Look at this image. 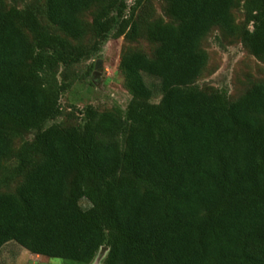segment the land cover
<instances>
[{"label":"trees","instance_id":"obj_1","mask_svg":"<svg viewBox=\"0 0 264 264\" xmlns=\"http://www.w3.org/2000/svg\"><path fill=\"white\" fill-rule=\"evenodd\" d=\"M149 1L0 0V250L79 264L103 248L102 264H264V82L234 99L196 85L202 40L237 33L236 0H161L168 21L142 25ZM242 6L240 42L264 61V0ZM121 37L150 48L121 54L127 107L88 106L79 124L49 125L70 72Z\"/></svg>","mask_w":264,"mask_h":264},{"label":"rangeland","instance_id":"obj_2","mask_svg":"<svg viewBox=\"0 0 264 264\" xmlns=\"http://www.w3.org/2000/svg\"><path fill=\"white\" fill-rule=\"evenodd\" d=\"M7 6L20 9L27 7L41 8L44 0H3ZM134 0H127L128 7ZM245 0H236L232 9L234 25L237 33L228 35L221 29L215 28L202 40L200 48L207 54V65L196 85L208 92L219 91L226 93L227 97L234 99L247 87L257 81L264 82V61L254 58L242 46L240 31L246 25L243 3ZM168 21L164 13V4L161 0H150L138 12V20L143 25L155 19ZM91 20L90 15L85 17ZM251 28V26H249ZM128 48H139L149 51L144 40L137 43H128L123 37L108 39L102 43L97 53L90 59L77 65L66 80L69 88L59 100L61 116L50 124L67 126L82 122V111L93 106L98 111L110 110L115 107L125 109L130 102V95L123 86V78L118 70L122 52ZM97 61H101L96 69ZM58 79L61 80L60 75ZM154 102L159 101L156 96ZM32 133L25 134L24 140H31ZM1 177V176H0ZM1 189H6L0 184ZM84 210L90 207L86 200L81 201ZM106 255L104 248L99 251L91 264H102ZM0 264H79L70 260L45 258L33 255L15 243H9L0 250Z\"/></svg>","mask_w":264,"mask_h":264},{"label":"water","instance_id":"obj_3","mask_svg":"<svg viewBox=\"0 0 264 264\" xmlns=\"http://www.w3.org/2000/svg\"><path fill=\"white\" fill-rule=\"evenodd\" d=\"M100 64H101V61H97V63H96V69H98L100 67ZM104 250L106 251L107 249L104 248Z\"/></svg>","mask_w":264,"mask_h":264}]
</instances>
